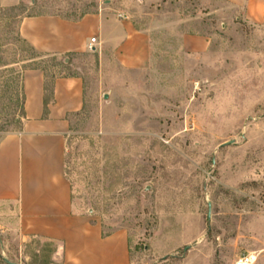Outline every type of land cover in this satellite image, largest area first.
Masks as SVG:
<instances>
[{"label": "rangeland", "instance_id": "374dc122", "mask_svg": "<svg viewBox=\"0 0 264 264\" xmlns=\"http://www.w3.org/2000/svg\"><path fill=\"white\" fill-rule=\"evenodd\" d=\"M5 1L0 140L21 128L25 67L49 85L79 76L85 103L70 117L66 175L104 234H128L132 264H235L251 251L264 264V22L226 0ZM99 12L150 35L146 67L124 69L100 49L27 60L23 17ZM196 36L210 39L204 54L185 44ZM45 245L0 230V264H42Z\"/></svg>", "mask_w": 264, "mask_h": 264}, {"label": "crops", "instance_id": "0c3cea01", "mask_svg": "<svg viewBox=\"0 0 264 264\" xmlns=\"http://www.w3.org/2000/svg\"><path fill=\"white\" fill-rule=\"evenodd\" d=\"M226 1L232 8L243 9L248 23L264 22V0ZM19 34L39 53L62 57L66 62L72 54L87 52L92 38L97 39V50L117 55L127 70L146 67L152 56L147 32L131 21L103 12L78 20L57 15L25 16ZM209 41L196 36L186 38L185 44L191 51L204 54ZM23 89L22 126L0 140V230L14 231L22 242L54 241V264H132L128 234H104L100 220L74 201L66 175L70 117L84 108L83 79L75 75L56 78L47 112L42 70H26Z\"/></svg>", "mask_w": 264, "mask_h": 264}, {"label": "trees", "instance_id": "16d2710c", "mask_svg": "<svg viewBox=\"0 0 264 264\" xmlns=\"http://www.w3.org/2000/svg\"><path fill=\"white\" fill-rule=\"evenodd\" d=\"M22 39V38H21ZM22 41L27 45V48L24 49V51L30 56L29 59L27 60H35L36 58L39 57V55L41 53H39L31 44H29L26 40L22 39ZM42 55V54H41ZM46 56V55H44ZM28 69H40L38 67H25L24 70H28ZM42 70L44 73L45 71L43 69H40ZM24 76V74H23ZM46 76V103H45V110L47 112L48 110V105L52 99V95H53V84H54V80L52 81V83L49 85L47 83V75L45 74ZM25 100H26V97H25V93H24V89H23V81H22V104H23V107H22V114H23V117L25 115V110H24V103H25ZM21 126H22V120L19 121ZM17 122V123H19ZM47 242V245H45V248L41 250V253H43V256H42V261L41 263L42 264H54V255L56 254L57 252V246H56V243L54 241H46ZM36 262L38 261V258L39 256L36 255ZM6 261V260H5ZM6 264H13V263H8L6 262Z\"/></svg>", "mask_w": 264, "mask_h": 264}, {"label": "built area", "instance_id": "2783aa9c", "mask_svg": "<svg viewBox=\"0 0 264 264\" xmlns=\"http://www.w3.org/2000/svg\"><path fill=\"white\" fill-rule=\"evenodd\" d=\"M97 47V39L92 38L89 44V50L93 51ZM260 261V253L251 251L240 255L235 264H258Z\"/></svg>", "mask_w": 264, "mask_h": 264}, {"label": "water", "instance_id": "95a60500", "mask_svg": "<svg viewBox=\"0 0 264 264\" xmlns=\"http://www.w3.org/2000/svg\"><path fill=\"white\" fill-rule=\"evenodd\" d=\"M106 98H108V96H106ZM8 263H10V262H8Z\"/></svg>", "mask_w": 264, "mask_h": 264}]
</instances>
